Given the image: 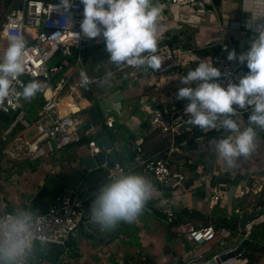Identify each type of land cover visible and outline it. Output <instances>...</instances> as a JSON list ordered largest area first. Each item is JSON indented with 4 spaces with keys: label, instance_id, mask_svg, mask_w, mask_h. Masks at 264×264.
I'll return each instance as SVG.
<instances>
[{
    "label": "crops",
    "instance_id": "crops-1",
    "mask_svg": "<svg viewBox=\"0 0 264 264\" xmlns=\"http://www.w3.org/2000/svg\"><path fill=\"white\" fill-rule=\"evenodd\" d=\"M218 1V4H215L214 1V7L207 5L205 9H195L192 7L169 6L164 0H154L155 3L161 6L158 45H166L174 50L182 49L186 51L182 57L183 67L180 71L170 70L168 73L159 76L153 74L147 76L139 75L133 79L130 77V73L134 69H120L107 63L110 57L106 51L103 37L93 39L92 44L85 48L88 56L84 60L83 71L89 75L94 73V75L92 74L93 77H91L95 80V83L93 91L84 94L79 99L82 109L79 116L86 124H89L92 121L90 120L91 118L86 117L89 115L87 107H91L99 101L105 102L106 107L111 110L107 117L114 118L115 126L112 129H108L103 125L105 119L98 122V124H102V128L98 130L96 137L99 139L105 135L113 134L118 138L116 127L118 124L123 126L122 128L125 131L123 133L126 134L127 139H117L114 148L117 151L119 162L127 170L133 167H128L125 163L131 161L133 162V166H135L136 157L139 155L136 141L139 139L144 140L142 146L143 157L156 158L169 154V150L166 148L162 136L158 131L152 130L150 124L151 111L182 101L177 99L178 91L181 88L189 86L195 88L198 86L196 82H192L190 85L181 83L180 79L188 71L194 70L200 60L207 61L209 59H211L213 66L220 70L211 55L213 52H219L221 45L228 46V51L224 54L225 58L228 57L229 52L232 50L236 51L237 57L249 50L250 43L254 39V33L246 27L250 17L243 10L246 7L245 0ZM13 4L14 2L9 6V10ZM229 62L235 68H247L246 64H241L238 59ZM102 67H106L113 73L112 86L108 88L109 90H104L100 85L101 80L99 78H103L104 76L101 70ZM61 74L59 73L55 77V79L57 77L59 78L55 80L57 83L68 75L66 74L64 76L62 74L61 76ZM97 84L99 85L96 86ZM95 87H97L96 90ZM119 94L124 97L121 110H118L119 104L114 101V98H120ZM39 106L40 104L37 103V105L32 107L34 117L37 115ZM76 108L74 107V109ZM29 116L31 115L29 114ZM242 116H244L243 122L247 127L250 115L248 117L247 115ZM12 120L16 121V125L9 124ZM25 127L26 125L18 122L17 117L10 119V121L0 117V145L4 143V139H10L18 133H27ZM211 131L212 133L203 137L198 138L194 136L192 142L190 140L193 138V132L184 133L177 139L179 141V152L173 151L170 156L174 158V164L178 169L182 170L186 168L190 173L189 182L178 190H166L150 176L143 174L138 169L132 170L135 173L139 171L140 173L138 174L145 176L155 187L154 196L148 202L147 206L154 208L157 215L150 214L144 210L138 220H141L145 225L144 229H149L148 226H156L160 232L165 233L166 237L162 235L161 238H170L174 241L171 264H193L189 261L191 247L182 234V229L183 227H200L206 220L204 221L200 217H193L191 215L192 213L198 212L208 218L212 223L225 217L230 220L233 216H245L252 213L253 208H246L240 205V199L244 196H236V182L241 181L243 184L244 180L250 176L256 178L264 177V131L257 130L260 138V147L257 152L248 159H241L235 168H229L226 163L221 165L220 162L223 160L214 154L202 153L203 159L200 163L195 162V158L189 154V152L193 154L194 150L198 149L197 147L192 148L197 141L201 139L205 140L212 135L219 136L220 134L222 138L227 135V133L223 132V129ZM130 138L134 139V141L132 142ZM131 143H133L132 146ZM123 145L129 153L127 160L122 155V150L125 148ZM83 146H87L86 140L82 141L81 144H73L59 151L63 154V159L60 167L58 164H55V186L48 185V182L42 178L43 180L33 179V182H28L22 189H13L6 186L9 183L3 177L0 180V205L3 206L4 211L11 213L14 210L24 207L36 209L33 206V199L44 186L50 189H61L62 193L65 190L74 189L93 194V198L89 204L90 210L99 188L103 183L111 180L110 174L113 165L110 167H93V162L89 161L90 154H83ZM84 160L87 162L84 163ZM198 166L203 168L202 174L195 172ZM195 179L199 182L196 183ZM203 180H205L204 185L200 182H203ZM202 186L203 188H200ZM219 191L224 192L226 197H223L216 205L210 207L211 198ZM168 208L177 212L174 220H169L162 215V211ZM231 210L233 211L232 215L230 214ZM180 217H182L181 222L174 228H171V223L177 221ZM258 223V228L264 226V215ZM125 224L127 223H122L115 231L107 233L101 232L94 223L89 224L88 229L82 227L79 235L66 248L60 247L59 250L55 251V246L47 245V248L43 252L38 253L34 258L33 264H103L106 258H110V256L111 260L115 261L113 255H116L114 258L123 257V252L119 249V247H126L121 245L123 239L128 240L136 236V227L133 225L130 227ZM135 226H138V224L135 223ZM222 231H226V234L222 235ZM219 232L223 240L212 246V252L207 257L208 260L217 259L222 251L238 244L240 235H242L240 232L237 237L233 238V244L231 245L229 239L230 232L223 229L219 230ZM257 233L258 235H263L264 227L258 229ZM139 235H142V240L148 238L150 241L148 237L150 235L143 232ZM259 243L260 246L264 247V239H260ZM148 245L150 246V244ZM220 246L223 249H219ZM148 250L150 251V248ZM153 252H155V249ZM135 254L134 256L127 254L122 258L121 263H153L150 257L146 256L141 249L137 250ZM143 258H146V260H143ZM239 264H253V261L249 263V260L243 257ZM254 264H264V253H261L259 261H255Z\"/></svg>",
    "mask_w": 264,
    "mask_h": 264
},
{
    "label": "built area",
    "instance_id": "built-area-1",
    "mask_svg": "<svg viewBox=\"0 0 264 264\" xmlns=\"http://www.w3.org/2000/svg\"><path fill=\"white\" fill-rule=\"evenodd\" d=\"M1 1V0H0ZM14 2L11 9L0 22V60L3 59L4 52L8 46V36L10 34L23 35L27 40L28 47L31 49L26 60V71L20 80L27 84L33 80H39L44 84V91L41 92L39 100L35 105L40 104L37 115L33 118L29 116L24 105L27 100L16 95L10 96L5 101L7 110L0 109V114L14 116L18 115V122L26 125L25 131L4 139L5 145L2 147V155L8 161L14 163L26 162L38 156L45 154L43 147L50 146L51 156L55 152L62 151L73 144H81L86 138L87 148L90 156L101 153V148L97 145V134L100 129L98 123L90 122L82 126L83 119L80 118L82 112L80 101L84 94L91 93L95 80L89 75L87 84L82 82L79 76L77 79V70L84 68L83 50L93 39L83 36L80 29V23L84 19V5L80 0H74L75 7L70 11L72 27L68 30L67 22L64 23V14L62 12L52 11V5H58L60 0H9ZM169 6L192 7L195 9H205L207 5L215 6L214 0H164ZM16 2V3H15ZM73 33H80L79 40L75 41ZM225 47L221 45L219 52H213L211 57L219 66L222 77L216 82L227 88L229 83H239V79L246 76L249 69L246 67L235 68L229 60L225 58ZM71 48H74L76 54H73ZM186 53L182 49H172L169 46L158 45L156 53L162 59V67L157 71L143 68L134 69V75L137 76L163 75L170 70H182V57ZM67 69L70 72L63 77L57 84L52 85V81L59 73ZM84 72V71H83ZM132 72V73H133ZM75 79V80H74ZM17 85V91H20ZM35 98L33 101L35 102ZM190 103L184 99L174 105L164 106L151 111L150 124L152 130L158 131L162 136L169 154L163 157L145 158L142 156L143 139L136 141L139 155L136 157L135 166L129 170L122 163H116L111 167V179L119 177L129 171L138 169L145 175L153 178L161 187L169 191L178 190L185 186L190 180V173L178 169L174 164V158L170 155L173 151L179 152L178 138L184 133H192L193 126L187 124L188 116L185 109ZM74 107H77L74 109ZM239 115H251L252 109H239L234 105ZM108 129L115 126V120L112 117H106L103 123ZM221 130V129H217ZM106 153H109L107 151ZM110 167L109 165H104ZM92 171V169L90 170ZM197 173L202 174L203 168L198 166ZM53 169L51 175H55ZM264 191V177H248L243 183V195L245 197L253 195L260 197ZM226 197V194L219 191L211 198L210 207L216 205L219 200ZM93 194L89 192H80L78 190H65L57 195L51 202L46 213L40 214L44 217L38 234L40 239L46 244H56L59 247L66 248L80 233L81 228L88 229L92 224L89 217V204ZM255 208V207H254ZM262 209L257 206L256 211ZM254 210V209H253ZM0 207V215L7 214ZM169 220H174L177 212L171 208L162 211ZM264 215V214H263ZM249 222L240 235L238 244L222 251L217 258L237 249L238 245L244 239H252L254 227L259 225L260 218ZM240 218L243 215L239 216ZM182 234L191 247L189 252V261L193 264H239L243 258V252L236 258L228 259L225 262H217V259L208 260V255L212 252V246L222 242L221 233L213 225L201 227H183ZM146 260V258H143ZM126 264V263H120Z\"/></svg>",
    "mask_w": 264,
    "mask_h": 264
},
{
    "label": "clouds",
    "instance_id": "clouds-1",
    "mask_svg": "<svg viewBox=\"0 0 264 264\" xmlns=\"http://www.w3.org/2000/svg\"><path fill=\"white\" fill-rule=\"evenodd\" d=\"M84 5V19L80 23L85 38L103 37L109 61L116 68H132L154 72L161 69L158 52L159 19L161 6L154 0H80ZM243 9L250 17L246 27L254 33L250 48L237 57L235 50L228 54L229 61L246 64L249 72L239 83H229L227 88L214 82L222 77L211 59L199 62L187 72L181 83L197 87L181 88L177 99H187L185 109L187 124L205 133L223 129L224 138L213 140L210 146L217 157L229 168H235L241 159H248L260 147L258 131H264V0H245ZM75 7L74 0H60L52 11L64 14L68 30L72 24L68 14ZM75 41L80 33H73ZM31 49L23 35L10 34L8 46L0 60V109L7 110L5 101L13 94L31 100L44 91L38 80L24 84L26 60ZM225 51L228 49L225 47ZM134 75L135 73H130ZM113 73L108 71L102 85L111 84ZM82 82L88 83L86 72H81ZM17 85L20 91H17ZM239 109L251 108L248 126L233 119ZM155 187L145 176L129 171L103 183L92 202L89 217L101 232L115 231L122 223H135L153 198ZM44 217L39 210L24 207L0 215V264H33L38 253L47 248L38 234Z\"/></svg>",
    "mask_w": 264,
    "mask_h": 264
},
{
    "label": "rangeland",
    "instance_id": "rangeland-1",
    "mask_svg": "<svg viewBox=\"0 0 264 264\" xmlns=\"http://www.w3.org/2000/svg\"><path fill=\"white\" fill-rule=\"evenodd\" d=\"M7 1V0H6ZM9 3H5L4 0L0 1V18H3L6 13L9 10ZM103 72V78H99L101 80L100 85L102 86V88L104 90H109L108 88H110L112 86V80H111V84L109 85H102V81L105 77V73L108 72L109 70L105 67H102L101 69ZM70 69H67L66 71H64L62 74L65 76L66 74H69ZM81 72L82 68L79 67L77 70V79L80 76L81 77ZM61 74V76H62ZM94 75V73H92ZM90 74V76L93 77V75ZM59 79L58 77L56 79H54L52 81V85H55L57 83V80ZM75 80V79H74ZM39 81V80H38ZM41 82V81H40ZM44 85V84H43ZM99 84H97L96 86H98ZM97 87H95L96 90ZM41 96V93H38L35 96V102L33 101V99L31 100H27V102L24 105L25 110H27V112L33 116L32 114V107L35 105L36 101L39 100ZM34 117V116H33ZM87 118L90 119L89 115L86 116ZM235 118L237 120H242L244 121V116H236V117H232ZM91 120V119H90ZM89 120V121H90ZM9 124L12 125H16V121L12 120L11 122H9ZM99 128H102V124H98ZM245 126V123H244ZM123 126L121 125H117L116 130H117V139H127L126 134L123 133L125 132L124 129L122 128ZM246 127V126H245ZM216 130V129H214ZM228 135V134H227ZM218 136V135H217ZM209 136L207 139L203 140H199L197 141V143L195 144V146H193L192 148L197 147L198 149L194 150V153L191 154V152H189L190 155H192L195 158V162L197 161L198 163H200L203 159V155L202 153H209V154H214L213 149L210 146V142L213 140L218 141L219 139H222L221 135L219 134V136ZM5 141L4 143H2L0 145V180L3 179V177L8 181V185H6L7 187H11L13 189L16 188H20L22 189L23 186H25L28 182H33V179H44L45 181L48 182V185L50 186H55V175H51V171L53 169H55V164H58L59 167L62 165L61 161L63 159V154H61V152H57L56 155L55 153L51 156V152H50V146H44L43 149H45V154H38V156H36L35 158L28 160L26 162H20V163H14L11 161H8L6 159L5 156L2 155V147L5 145ZM203 144H205L203 147H201ZM124 146V145H123ZM125 147V146H124ZM123 147V148H124ZM83 154L88 155L89 154V149L87 148V146H83ZM125 150V152H124ZM124 150H122V155L124 157V159H128V155L129 153L127 152L128 150L126 149V147L124 148ZM193 152V151H192ZM124 153V154H123ZM221 165L225 164V162L221 161L220 162ZM126 165H128V167H134L133 166V162L129 161L127 163H125ZM184 171L187 172L188 169L184 168L182 169ZM189 172V171H188ZM235 172V171H234ZM20 173V175H19ZM137 173H140L139 171ZM260 178V177H257ZM42 179V180H43ZM205 179V178H203ZM196 183L199 182L198 180H196ZM202 185L205 184V180L200 181ZM13 185V186H12ZM17 185V186H15ZM195 186H197V184H195ZM200 188H203L200 187ZM205 189V188H204ZM236 196L242 197L243 195V184L241 181H237L236 182ZM17 191V190H16ZM241 203L240 205L245 206L246 208H254L256 207L257 203H258V197H254L253 195L247 196V197H243L242 199H240ZM1 206V205H0ZM3 206H1L2 208ZM233 211H230V214L232 215ZM135 223L138 224V226H135ZM135 223L132 224H125L127 226H134L136 227V236H133L132 238L126 240L125 238L123 239V243L121 244L122 246H126V247H119V249L123 252V257L126 256L127 254H129V256H134V254L137 252V250H143L144 254L148 257H150V260L153 261L152 264H171V261L173 259V244L174 241H172L170 238L169 239H164L161 238V236L163 235V237L165 236L164 232H160L159 229H157L156 226H148L149 229H144L145 225L141 222V220H137ZM166 225V223H165ZM264 226H260L259 228L256 226L257 230L258 229H262ZM166 231V230H165ZM145 233L148 236L150 241L147 239H143L142 240V235H139L140 233ZM226 234V231H222V235ZM154 235V236H153ZM228 237V236H227ZM231 237V236H229ZM237 237V236H236ZM233 238L230 239L231 245L233 244ZM150 244V246L148 245ZM59 246L55 247V251L59 250ZM126 248V249H124ZM150 248V251L148 250ZM155 249V252H153ZM219 249H223L222 246H220ZM136 255V254H135ZM116 255H113V259H115V261L111 260V256L110 258H106V260L103 262V264H120L122 262V258L123 257H115ZM261 257V252H257L255 255V258L253 260V264L254 262H258L259 259Z\"/></svg>",
    "mask_w": 264,
    "mask_h": 264
},
{
    "label": "trees",
    "instance_id": "trees-1",
    "mask_svg": "<svg viewBox=\"0 0 264 264\" xmlns=\"http://www.w3.org/2000/svg\"><path fill=\"white\" fill-rule=\"evenodd\" d=\"M215 4H218L219 1L218 0H214ZM5 3H9V5L11 6V1L9 0H4ZM3 18H0V22L2 21ZM88 54H86L85 49L83 50V57L84 60L87 58ZM0 117H2V119L10 121V119H14L16 117H18L17 114H15L14 116H8V115H3L1 114ZM248 117V115H247ZM223 132H225L223 130ZM210 133H212V131L205 133L204 131H202L201 129H199L198 127L194 128L193 131V138L192 140H190V142H192L194 140V136L195 137H203L206 136L207 134L209 135ZM86 140L88 141L86 138L83 139V141ZM179 142V141H178ZM62 191L61 189L56 190L55 188L50 189L48 187H42L40 189V191L37 193V195L35 196V198L33 199V206L34 208H36L37 210H39L40 214L46 213L49 209V206L51 204V200H53L57 195L61 194ZM262 206V209L259 211H256V207L257 206ZM255 208H253V212L249 213L245 216H243L242 218H240L239 216H233L230 220H228L226 217L223 219H218L217 221H215V223L210 222V220L208 218H206L205 216L199 214L198 212H194L191 215L193 217H200L202 219H204L205 223L202 226H209V225H213L215 227V229L217 231L223 229V230H227L228 232H230V236L229 239L231 238H235L240 232L241 234H244V229L246 227V225H243V220L245 218H247L248 216H250L251 214H254V219L259 218L261 215L264 214V191L262 193V195L258 198V203L256 205ZM182 220V217H180L177 221H173L171 223V228H174L175 226H177ZM247 224V223H246ZM201 227V226H200ZM258 237V233H257V228L255 227L253 229L252 232V239H253V245L251 247H249L248 249L245 250V252L243 253V257L247 258L249 260V263L252 262L255 258V253L257 252H261L264 253V247L260 246V241H257Z\"/></svg>",
    "mask_w": 264,
    "mask_h": 264
},
{
    "label": "water",
    "instance_id": "water-1",
    "mask_svg": "<svg viewBox=\"0 0 264 264\" xmlns=\"http://www.w3.org/2000/svg\"><path fill=\"white\" fill-rule=\"evenodd\" d=\"M71 51L73 52V54H76V51L74 48H71ZM216 82V81H214ZM120 98H114V101L116 103L119 104L118 106V110L122 109V102L124 101V97L123 95L119 94ZM89 116L91 118L92 122L98 123L103 121L109 114V110L104 101H99L95 104H93L91 107L88 106L87 107ZM86 123H83L82 126H85ZM130 140H132V142L134 141V139L130 138ZM117 142V138L113 135V134H108L105 135L99 139H97V145L102 149L101 153L95 156H90L89 157V161L93 162V167H103L104 165H109L112 166L116 163H119V158L117 156V151L115 150L114 146ZM133 145V143H131V146ZM107 151H109V153H106ZM87 161L84 160V163H86ZM91 170V169H90ZM146 212L150 213V214H154L157 215L156 211L154 210V208L149 207L146 205L145 209ZM254 218V214L248 216L247 218H245L243 220V225H247L249 222L253 221L252 219ZM255 220V219H254ZM247 223V224H246ZM260 239H264V234L263 235H258L257 237V241H260ZM48 245L50 246H57L56 244L53 243H49ZM253 245V240L251 239H244L237 247L236 250L228 253L227 255H222L219 258H217V262L221 263V262H225L228 259H232V258H236L237 256H239L240 254H242L246 249H248L249 247H251Z\"/></svg>",
    "mask_w": 264,
    "mask_h": 264
}]
</instances>
